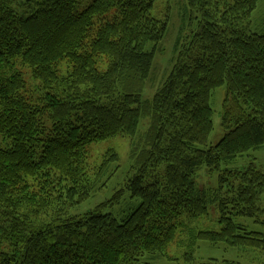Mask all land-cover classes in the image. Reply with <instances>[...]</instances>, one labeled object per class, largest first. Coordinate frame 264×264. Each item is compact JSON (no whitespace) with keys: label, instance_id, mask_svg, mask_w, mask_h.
Returning <instances> with one entry per match:
<instances>
[{"label":"trees","instance_id":"obj_1","mask_svg":"<svg viewBox=\"0 0 264 264\" xmlns=\"http://www.w3.org/2000/svg\"><path fill=\"white\" fill-rule=\"evenodd\" d=\"M80 1L0 0V264H150L141 259L164 256L178 227L206 216L210 205L221 229L188 228L190 246L264 253V234L234 221L264 225V172L250 163L222 171L216 190L194 183L203 166L219 171L264 147V32L250 31L259 0H187L199 28L174 46L167 78L145 101L168 28L151 17L159 0H89L78 11ZM220 86L225 135L203 150L209 100ZM142 119L148 126L137 135ZM115 136L130 138L137 172L111 201L70 216L105 186L117 161L109 150L91 170L87 147ZM124 191L140 203L119 222L102 211Z\"/></svg>","mask_w":264,"mask_h":264},{"label":"rangeland","instance_id":"obj_2","mask_svg":"<svg viewBox=\"0 0 264 264\" xmlns=\"http://www.w3.org/2000/svg\"><path fill=\"white\" fill-rule=\"evenodd\" d=\"M89 0H81L77 10H82ZM16 10L21 12L17 5ZM151 17L157 21H167L168 28L164 40L159 44L155 55L152 70L149 79L146 82L142 93V100L151 99L158 89L162 86L167 78L173 64V50L177 43L188 40L192 33L199 28L201 21L200 15L193 11L187 0H159L156 1L151 9ZM250 31L257 34L264 32V0H259L255 10L250 17ZM66 63L60 66L61 75L65 73ZM108 66V61L103 59L99 61V70L104 71ZM22 73L29 84L35 85L32 81L29 70L23 68ZM226 96V87L220 86L214 89L209 100L212 111V131L208 137L207 145L201 147L206 150L217 145L224 137L225 132L222 127L223 101ZM148 123L146 119H142L139 123L138 133L140 135L147 129ZM113 150L117 155V161L110 164L111 177L104 178L105 186L101 190H96L90 199L70 211V216L78 217L90 213L96 206L111 201L116 191L123 190L126 182L136 172L138 166L130 159L131 142L128 136H115L104 141L91 143L87 147L86 162L87 166L93 170L99 167L103 161L104 155ZM250 163L256 168L264 172V147L252 150L232 162L221 164L219 171H210L209 168L203 166L195 175L194 183L197 189L216 190L219 187V175L225 170L244 171ZM165 164H160L156 168L157 174L162 175ZM148 180V179H147ZM148 182V181H146ZM264 199V194L261 200ZM139 199L131 198L128 191H124L118 202L112 201L105 209L103 214L114 216L119 222L124 220L134 209L138 207ZM219 212L210 205L206 216L184 221V226L177 229L175 242L168 247L162 257H144L142 262L148 261L150 264H202L216 261L218 264H264V253L246 248H233L226 243L211 245L207 242L196 241L190 246L189 235L187 229L195 231H214L219 232ZM235 223L242 224L249 232H257L264 234V225L257 224L251 218L234 219ZM187 257L190 260H187Z\"/></svg>","mask_w":264,"mask_h":264}]
</instances>
